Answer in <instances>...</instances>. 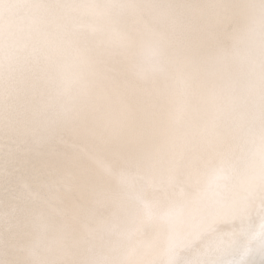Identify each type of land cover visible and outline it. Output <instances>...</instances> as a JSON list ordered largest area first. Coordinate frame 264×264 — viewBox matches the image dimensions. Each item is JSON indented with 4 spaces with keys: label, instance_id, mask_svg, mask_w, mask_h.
<instances>
[{
    "label": "snow or ice",
    "instance_id": "1",
    "mask_svg": "<svg viewBox=\"0 0 264 264\" xmlns=\"http://www.w3.org/2000/svg\"><path fill=\"white\" fill-rule=\"evenodd\" d=\"M0 264H264V0H0Z\"/></svg>",
    "mask_w": 264,
    "mask_h": 264
},
{
    "label": "clouds",
    "instance_id": "2",
    "mask_svg": "<svg viewBox=\"0 0 264 264\" xmlns=\"http://www.w3.org/2000/svg\"><path fill=\"white\" fill-rule=\"evenodd\" d=\"M241 42L245 39L244 36H241L240 38H238Z\"/></svg>",
    "mask_w": 264,
    "mask_h": 264
}]
</instances>
